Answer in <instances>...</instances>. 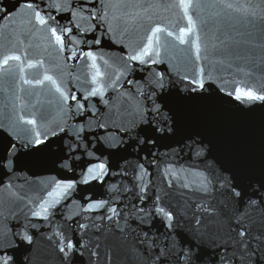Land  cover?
Returning <instances> with one entry per match:
<instances>
[{
    "label": "water",
    "instance_id": "95a60500",
    "mask_svg": "<svg viewBox=\"0 0 264 264\" xmlns=\"http://www.w3.org/2000/svg\"><path fill=\"white\" fill-rule=\"evenodd\" d=\"M261 96L264 0H0V264H264Z\"/></svg>",
    "mask_w": 264,
    "mask_h": 264
},
{
    "label": "snow or ice",
    "instance_id": "6c2138e0",
    "mask_svg": "<svg viewBox=\"0 0 264 264\" xmlns=\"http://www.w3.org/2000/svg\"><path fill=\"white\" fill-rule=\"evenodd\" d=\"M160 31V29H157V32ZM242 95L247 96L250 99H257L251 92L242 93ZM259 99L264 100V96L259 97Z\"/></svg>",
    "mask_w": 264,
    "mask_h": 264
}]
</instances>
